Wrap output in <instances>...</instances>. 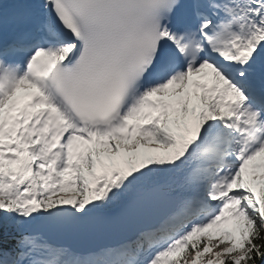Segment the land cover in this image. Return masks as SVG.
<instances>
[{
  "label": "snow or ice",
  "instance_id": "6c2138e0",
  "mask_svg": "<svg viewBox=\"0 0 264 264\" xmlns=\"http://www.w3.org/2000/svg\"><path fill=\"white\" fill-rule=\"evenodd\" d=\"M0 264H264V0H0Z\"/></svg>",
  "mask_w": 264,
  "mask_h": 264
}]
</instances>
